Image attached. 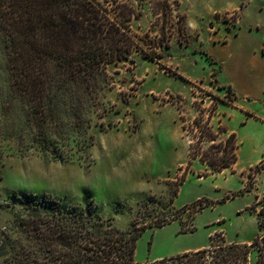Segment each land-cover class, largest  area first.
<instances>
[{"label": "rangeland", "instance_id": "rangeland-1", "mask_svg": "<svg viewBox=\"0 0 264 264\" xmlns=\"http://www.w3.org/2000/svg\"><path fill=\"white\" fill-rule=\"evenodd\" d=\"M131 3L140 13L132 17V28L165 52L164 65L142 52L107 65L109 80L100 90L90 130L95 144L85 161L52 162L41 154L20 151L14 140L3 142L0 227L13 217L7 206L15 192H47L93 197L101 214L113 215L122 230L134 220L143 227L160 216L173 218L164 227L144 230L136 243V261L202 248L213 235L227 242L251 243L259 228L258 212L264 211V167H255L260 161L253 168L248 165L249 156L253 162L264 161V129L258 122L240 124L238 117L232 122L249 136L245 142L239 140L241 160L234 169L213 172L201 157L195 158L179 185L175 209L166 202L185 173L190 143L201 156L225 140L230 130L221 132L220 126L226 124L220 121L227 112L238 116L244 104L252 107L249 114L264 118V0ZM7 61L0 36V89L7 85ZM229 85L232 91L218 88ZM211 92L223 100L216 101ZM200 107L207 110L205 116L210 111L216 114L215 142L204 132L202 137L204 128L194 122L202 114ZM152 195L163 202L143 205ZM198 202L202 206H195ZM256 260L253 248L249 264H257Z\"/></svg>", "mask_w": 264, "mask_h": 264}, {"label": "trees", "instance_id": "trees-1", "mask_svg": "<svg viewBox=\"0 0 264 264\" xmlns=\"http://www.w3.org/2000/svg\"><path fill=\"white\" fill-rule=\"evenodd\" d=\"M137 13L131 0H0V36L8 56L7 85L0 89V164L3 142L8 140H14L27 155L41 154L52 162L88 159L87 151L95 144L90 133L93 112L102 85L109 80L107 65L129 60L137 52L164 65L165 52L132 28L131 19ZM165 48L170 49V44ZM218 88L232 91L230 85ZM200 110L194 122L204 128L202 137L204 132L215 142L212 118L216 114L210 111L205 116L207 110ZM219 129L229 131L226 125ZM193 146L190 143L185 173L167 199L170 209H175L179 185L195 158L201 157L213 172L229 169L238 161L235 132L201 156ZM255 167L261 169L264 163ZM154 201L163 202L152 195L142 204ZM199 202L194 205L202 206ZM7 207L13 217L0 227V264H249L253 248L257 264H264L263 210L258 212L259 228L251 243L227 242L213 235L202 248L136 261V243L144 230L164 227L173 218L160 216L143 227L134 220L128 230H122L113 215L101 214L102 207L93 197L68 198L47 192H15ZM190 208L176 210V214Z\"/></svg>", "mask_w": 264, "mask_h": 264}, {"label": "crops", "instance_id": "crops-1", "mask_svg": "<svg viewBox=\"0 0 264 264\" xmlns=\"http://www.w3.org/2000/svg\"><path fill=\"white\" fill-rule=\"evenodd\" d=\"M238 111H239L238 112V116H236V114H234V113L227 112L226 114H224V118L220 122H224V124H226L229 127L230 132H235L237 134L238 142L241 139L244 140V142H245L246 140L249 139V136H248L247 133H245V134L244 133H242V134L240 133L241 130L236 126V124L232 123L234 121V119H236V117H238L239 123L240 124H245V125H247L250 122H258L259 124H261L262 128L264 129V126H263L264 125V118L261 119V117L258 114H254V115L253 114H249L248 111H253V109H252L251 106H245V104H244V108L243 109H239ZM262 133L264 135V132H262ZM237 152H239V148L237 149ZM240 160H241V156L239 155V160L237 161V163H239ZM249 161H250V164H248V165L250 167H252L254 163L259 162V161H260V164L264 163L262 158H257V160L253 162L252 159L250 160V156H249ZM237 163H234V165L232 166L233 169L235 168ZM243 175H244V171H243ZM188 250H190V249H188Z\"/></svg>", "mask_w": 264, "mask_h": 264}]
</instances>
